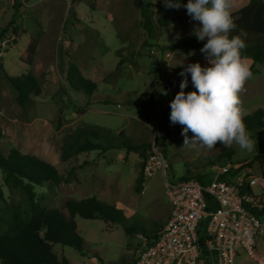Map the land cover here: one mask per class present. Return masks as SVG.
<instances>
[{
	"label": "rangeland",
	"instance_id": "374dc122",
	"mask_svg": "<svg viewBox=\"0 0 264 264\" xmlns=\"http://www.w3.org/2000/svg\"><path fill=\"white\" fill-rule=\"evenodd\" d=\"M0 0V29L14 16L18 35L6 33L0 40V60L7 74L32 73L40 93L29 95L24 106L16 102V92L0 71V148L3 153L15 148L51 163L58 171L59 183L44 182L34 190L42 205L68 215V198L95 196L122 210L124 221L107 223L101 219L75 217L77 233L84 242L83 255L68 245L55 244L52 251L65 256L70 264H131L141 236L164 225L170 203L165 195L160 172L144 178L139 153L121 145L123 138L134 144L149 143L159 148L170 169L169 179L199 177L211 172L209 157L226 149L231 161L250 163L252 172L264 177V126L248 131L254 142L252 151L217 144L213 149L183 146L182 126L170 121V102L180 90L178 73L187 64L207 61L200 50H174L166 53L171 41L190 33L197 22L186 9L166 8L163 0ZM248 0H234V9ZM181 5L186 2H180ZM140 6L150 9L155 28L147 35L141 28ZM168 17L169 22L158 25ZM35 40L36 52L29 63L28 46ZM14 41V42H13ZM252 77L241 94L247 114L264 110V63L246 57ZM69 61L81 74L96 83L91 96L70 90L66 82ZM173 65V66H172ZM194 90L191 76L185 92ZM166 91L167 95L163 92ZM151 92L154 102L144 105ZM141 100V101H138ZM79 108V111H78ZM90 128L98 132L90 133ZM84 136L79 135V131ZM81 132V131H80ZM189 137L192 133H188ZM100 144L101 149L81 151L64 160V148L75 139ZM161 142L164 144L162 147ZM247 165V164H246ZM249 166V165H247ZM143 175V174H142ZM0 233L14 214L26 210L22 190L3 180L0 169ZM264 200V187L252 186ZM124 225L136 231L126 233ZM142 228L143 230H141ZM234 264H256L240 252Z\"/></svg>",
	"mask_w": 264,
	"mask_h": 264
},
{
	"label": "trees",
	"instance_id": "16d2710c",
	"mask_svg": "<svg viewBox=\"0 0 264 264\" xmlns=\"http://www.w3.org/2000/svg\"><path fill=\"white\" fill-rule=\"evenodd\" d=\"M15 11L20 7L17 0H13ZM78 1V0H73ZM188 2V0H179ZM237 28L231 35L238 34L240 29L247 32L246 47L242 49V55L249 57L254 63H264V0H248L242 7L232 13ZM141 28L144 33L151 35L155 24L151 17L150 9L147 6H140ZM168 17L158 20V25L168 23ZM6 33L12 36L18 35V26L13 16L8 24L0 29V40L5 39ZM14 42V41H13ZM205 41H199L194 35L185 36L171 41L165 46L166 53L174 50H200ZM29 63L32 62L36 52V41L33 40L28 46ZM0 71L16 92V102L24 106L29 100V95H38L41 91L36 77L30 73L17 76H10L6 73L1 60ZM66 82L70 90L81 91L87 96H91L96 90V83L84 77L77 65L69 61L66 69ZM155 92H151L144 105L150 106L154 102ZM138 101V100H137ZM141 101V100H139ZM138 101V102H139ZM79 111V108H78ZM247 131L260 129L264 126V110L258 108L244 117ZM90 133L97 136L98 132L90 128ZM81 131V132H80ZM80 136L84 132L80 130ZM164 148L163 142H161ZM121 145L128 151L139 153L142 159L148 155L150 144H134L128 138H123ZM101 149L100 144L92 143L87 138L82 142L75 139L69 143L62 152V158L66 160L70 156L81 151H92ZM232 151L226 149L216 155L209 157V163H220L230 159ZM250 166V163H246ZM0 169L3 172V180L22 190L26 197L27 207L21 213L14 214L6 222L7 229L0 233V264H70L65 256H57L52 247L55 244L68 245L83 255L84 242L77 233L75 217L83 219H101L107 223L124 221L122 210L114 205L108 204L95 196L80 199L68 198L64 202L68 215H65L57 208H47L41 204L34 190L35 185L44 182L59 183L61 180L57 169L48 161L35 155L20 152L18 149H11L3 153L0 148ZM185 179V177H182ZM144 182L140 173L135 181V187L139 188ZM3 194L0 190V202ZM260 208H250L257 215L264 214V200ZM135 226L124 225L126 233L136 231ZM143 230L142 228H140ZM158 229H153L149 234H145L148 242L153 240ZM202 242V238L200 239ZM100 264L103 261L97 256ZM133 261V260H132ZM107 264H117L110 261Z\"/></svg>",
	"mask_w": 264,
	"mask_h": 264
},
{
	"label": "built area",
	"instance_id": "2783aa9c",
	"mask_svg": "<svg viewBox=\"0 0 264 264\" xmlns=\"http://www.w3.org/2000/svg\"><path fill=\"white\" fill-rule=\"evenodd\" d=\"M142 162L145 179L160 172L170 211L153 240L141 236L131 264H234L240 252L264 264V214L250 209L262 205L252 186L262 190L263 175L226 159L199 177L169 179V163L151 144Z\"/></svg>",
	"mask_w": 264,
	"mask_h": 264
},
{
	"label": "clouds",
	"instance_id": "9594fccd",
	"mask_svg": "<svg viewBox=\"0 0 264 264\" xmlns=\"http://www.w3.org/2000/svg\"><path fill=\"white\" fill-rule=\"evenodd\" d=\"M166 8L184 7L192 21L191 31L199 41H205L200 52L207 61L187 64L178 73L183 79L180 90L170 102V121L182 126L183 146H201L213 149L219 143L231 147L234 143L242 151H252L254 142L247 131L241 94L252 77L247 58V32L237 28L233 19L234 0H163ZM195 50L188 53L194 55ZM173 66V65H172ZM194 90L185 92L188 77ZM167 95V92H163ZM192 136L189 137L188 133Z\"/></svg>",
	"mask_w": 264,
	"mask_h": 264
},
{
	"label": "water",
	"instance_id": "95a60500",
	"mask_svg": "<svg viewBox=\"0 0 264 264\" xmlns=\"http://www.w3.org/2000/svg\"><path fill=\"white\" fill-rule=\"evenodd\" d=\"M143 162H140V166H142Z\"/></svg>",
	"mask_w": 264,
	"mask_h": 264
},
{
	"label": "crops",
	"instance_id": "0c3cea01",
	"mask_svg": "<svg viewBox=\"0 0 264 264\" xmlns=\"http://www.w3.org/2000/svg\"><path fill=\"white\" fill-rule=\"evenodd\" d=\"M169 211H170V209L168 210L167 216H168V214H169Z\"/></svg>",
	"mask_w": 264,
	"mask_h": 264
}]
</instances>
